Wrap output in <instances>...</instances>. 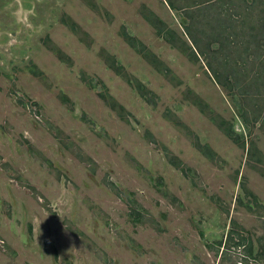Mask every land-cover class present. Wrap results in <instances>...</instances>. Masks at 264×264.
<instances>
[{"label":"rangeland","instance_id":"rangeland-1","mask_svg":"<svg viewBox=\"0 0 264 264\" xmlns=\"http://www.w3.org/2000/svg\"><path fill=\"white\" fill-rule=\"evenodd\" d=\"M204 1L174 0L196 11L186 15L166 0H0V264H264V96L219 85L183 46L182 26L206 45L230 24L232 44L209 53L221 70L233 55L252 92L264 85V40H252L264 35V0L194 6ZM145 10L185 52L157 36Z\"/></svg>","mask_w":264,"mask_h":264},{"label":"trees","instance_id":"trees-1","mask_svg":"<svg viewBox=\"0 0 264 264\" xmlns=\"http://www.w3.org/2000/svg\"><path fill=\"white\" fill-rule=\"evenodd\" d=\"M216 1L218 0H207L202 3H196V5L194 6H197V7L202 6V7H205L206 9H210L214 6L213 4H215ZM166 2L169 4V7L172 10H175V11L181 10L183 12H186V15L196 12V11H193V12L188 11L187 8L178 9L177 6L175 5L174 0H166ZM194 6H192V8H194ZM142 14H143L144 19L156 29L157 36L161 38H165L168 43L181 49L182 52H185V50L182 48V45L180 46L176 44L174 31L170 29L160 18L155 16L152 12H149L146 10L142 12ZM197 14H200L199 10ZM190 19L192 20V22L195 20L193 16H191ZM182 26L185 31V35L187 36V38L192 44V47H190L189 45H186L187 43H183V46H186V48H189V50L191 51V56H193L196 60H199L200 57H203L205 60H207L206 65L209 71L212 73L214 79L219 85L228 89L231 94L235 93L243 99H248L251 96H254V97L264 96V85H262L263 90H262V87H258L255 91H252V92L250 88H248V86L239 85L237 71L234 68L233 64H231L233 61V55H230L229 53L225 55L223 54L224 62H222V65H224V68H222L223 70H221L219 69V67H216L214 63L215 61L214 56H211L209 53V50L212 47L213 55H215V53L217 52V51L215 52V50L213 49V46L215 44H218L217 50L219 51H224L228 47V45L232 44L233 40L232 42L230 40V36H231L230 32H232L230 24L220 23L219 26L213 27V29L216 30V28H219V30L218 32L212 33L211 35L208 36L210 40L207 43L208 45L207 44L205 45L204 43H202V39L200 38V36H196L193 34L192 23L188 24L185 21V23L183 22ZM71 29L75 31L76 30L75 25H72ZM260 35L263 37V39L261 38ZM260 35H257V36L254 35V37H252L253 44L255 45L256 48H260L261 46L259 45L262 44L261 41L264 40V35L262 34ZM123 37L127 41L128 45L136 53L141 55L149 64H151L160 74L167 76L170 73V69L167 66H165L164 63L161 62L158 59V57L155 54H153L141 41H139L138 39H136L135 37L127 33H123ZM251 41H250V44H251ZM263 64L264 63H261V66ZM109 66L111 69L115 71V73H117L120 76H123V68L120 65H118V63L115 60H112L111 62H109ZM262 72L264 71L262 70ZM127 81L128 83L133 84L130 78L129 79L127 78ZM101 96L110 105H112L115 108V103H113L108 93H104ZM191 100L194 103V105H196L203 114L205 115L208 114V111H207L208 105L201 98L194 95V97L191 98ZM210 117H211V120L217 124L220 130L227 137L232 139L241 148L246 149V141L244 140L243 136L234 133L233 127L229 125L225 119H222L221 117H218V116H210ZM242 118L246 123H248V120H246L245 115L243 113H242ZM260 120L262 123H264V116H261ZM197 147L205 155L210 156L212 158V153L210 152L208 146L202 147L200 145H197ZM254 149H256V147L254 146V143L251 142V145L249 146V149H248V153L252 154V151ZM249 195L252 197L254 201L257 200V197L253 193H249ZM233 234H234L233 231L229 233V240H233L232 239ZM245 241L247 240L244 239L243 237H240V240L236 243L234 242L233 244L234 246L242 247L245 245ZM219 245H222V242H220ZM247 251H248L249 256H253L251 248H248Z\"/></svg>","mask_w":264,"mask_h":264}]
</instances>
